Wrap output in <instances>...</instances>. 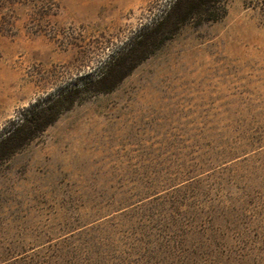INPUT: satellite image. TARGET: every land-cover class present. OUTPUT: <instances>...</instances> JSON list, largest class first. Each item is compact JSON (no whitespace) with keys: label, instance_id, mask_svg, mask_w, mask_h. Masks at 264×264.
<instances>
[{"label":"rangeland","instance_id":"rangeland-1","mask_svg":"<svg viewBox=\"0 0 264 264\" xmlns=\"http://www.w3.org/2000/svg\"><path fill=\"white\" fill-rule=\"evenodd\" d=\"M175 1L0 0V264H264V0Z\"/></svg>","mask_w":264,"mask_h":264},{"label":"trees","instance_id":"trees-1","mask_svg":"<svg viewBox=\"0 0 264 264\" xmlns=\"http://www.w3.org/2000/svg\"><path fill=\"white\" fill-rule=\"evenodd\" d=\"M216 3H218V0H176L170 10L166 13L165 17L158 21L156 25L149 31L138 36L132 47L134 46L136 47L135 49L141 51L151 45H156L157 42L161 41L160 37H162V34L168 32L170 27H176L182 22L187 21L188 19L192 18L195 13L198 15L201 12L209 13L211 8ZM106 79L107 72L102 74L101 77L95 82V84L90 85L98 86L102 84ZM75 92H77V90ZM66 96H62V99ZM49 110H51L50 106L42 108L38 112H36V114L31 115L26 121H23L22 124L18 126L16 131L12 132L0 141V147L6 146L10 141L13 140V137L17 136L19 132H23L25 128L32 129L37 118H41V116H43Z\"/></svg>","mask_w":264,"mask_h":264}]
</instances>
